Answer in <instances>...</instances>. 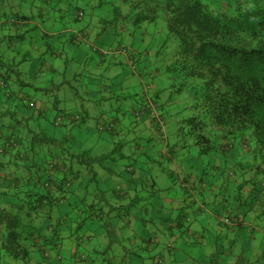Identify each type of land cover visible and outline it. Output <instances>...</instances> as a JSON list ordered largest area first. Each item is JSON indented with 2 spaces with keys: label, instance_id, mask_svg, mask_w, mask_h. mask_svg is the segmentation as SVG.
<instances>
[{
  "label": "clouds",
  "instance_id": "9594fccd",
  "mask_svg": "<svg viewBox=\"0 0 264 264\" xmlns=\"http://www.w3.org/2000/svg\"><path fill=\"white\" fill-rule=\"evenodd\" d=\"M0 264H264V0H0Z\"/></svg>",
  "mask_w": 264,
  "mask_h": 264
}]
</instances>
